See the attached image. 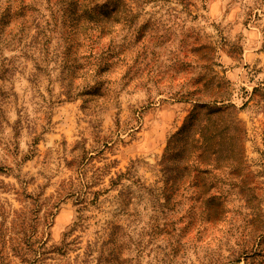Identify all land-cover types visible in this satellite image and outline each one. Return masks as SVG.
Returning a JSON list of instances; mask_svg holds the SVG:
<instances>
[{
  "label": "rangeland",
  "instance_id": "obj_1",
  "mask_svg": "<svg viewBox=\"0 0 264 264\" xmlns=\"http://www.w3.org/2000/svg\"><path fill=\"white\" fill-rule=\"evenodd\" d=\"M0 172V264H264V0H0Z\"/></svg>",
  "mask_w": 264,
  "mask_h": 264
},
{
  "label": "trees",
  "instance_id": "obj_2",
  "mask_svg": "<svg viewBox=\"0 0 264 264\" xmlns=\"http://www.w3.org/2000/svg\"><path fill=\"white\" fill-rule=\"evenodd\" d=\"M105 5H106V4H104V6H105ZM104 6H103V7H104ZM22 10H23V9H22ZM0 173H1V172H0ZM263 239H264V238H263ZM263 239H262V240H263ZM262 240H261V241H262ZM240 262H241V261L238 260V261H236V262H234V263L239 264ZM234 263H231V264H234Z\"/></svg>",
  "mask_w": 264,
  "mask_h": 264
}]
</instances>
